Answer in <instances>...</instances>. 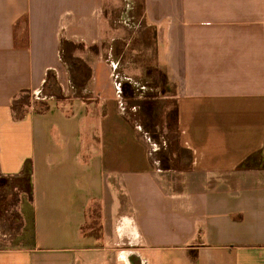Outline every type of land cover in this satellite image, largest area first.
Here are the masks:
<instances>
[{"label":"crops","instance_id":"1","mask_svg":"<svg viewBox=\"0 0 264 264\" xmlns=\"http://www.w3.org/2000/svg\"><path fill=\"white\" fill-rule=\"evenodd\" d=\"M260 159L264 0H0V175L32 165L0 264H264Z\"/></svg>","mask_w":264,"mask_h":264},{"label":"rangeland","instance_id":"2","mask_svg":"<svg viewBox=\"0 0 264 264\" xmlns=\"http://www.w3.org/2000/svg\"><path fill=\"white\" fill-rule=\"evenodd\" d=\"M155 75L157 74L155 73ZM24 97L18 101L29 102L31 100L28 95ZM127 105L130 104L128 103ZM154 105L156 110L153 112V121L152 119L151 121L159 125L174 105L173 103L165 104L162 100L155 101ZM127 107L130 108L129 106ZM125 111L131 112L129 109ZM26 189L27 183H19L18 179L11 180L3 189H0V248L16 247L25 243L23 238L20 237L22 221L19 215V204L22 197L30 196ZM27 235L29 236V234Z\"/></svg>","mask_w":264,"mask_h":264},{"label":"trees","instance_id":"3","mask_svg":"<svg viewBox=\"0 0 264 264\" xmlns=\"http://www.w3.org/2000/svg\"><path fill=\"white\" fill-rule=\"evenodd\" d=\"M72 44L67 43L63 45L64 49L71 48ZM63 59L68 62L71 66V71L73 74H76V72H80V78L85 75L87 67L77 58H73L69 54H61ZM159 79L157 82L161 83L164 86V89L171 90V87L168 86V82L166 80L165 75H162L159 73ZM156 84V81H155ZM168 86V87H166ZM122 93L125 97L131 96L133 94V90L131 88V85L128 83H122ZM127 101H130V105H136L137 110L134 112L135 119L140 123L141 127L148 131L151 137L157 138V134L155 133L157 123H153V112L156 110L155 107V101H148L146 99L144 100H130L132 98H125ZM173 103V102H172ZM173 108L168 112L169 117V124L170 126L176 125V107L175 103H173ZM152 119V121H151ZM259 167L264 168V159H260L258 163ZM18 179L19 183L22 182L23 184L27 183V189L26 191L31 194L32 193V165L30 162H27L25 164L23 173L19 177H9V176H2L0 175V189H3L11 180Z\"/></svg>","mask_w":264,"mask_h":264}]
</instances>
